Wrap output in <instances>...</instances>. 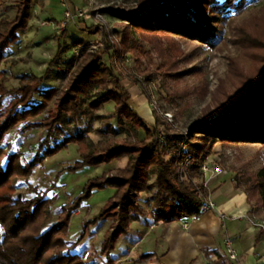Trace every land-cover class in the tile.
<instances>
[{
  "label": "trees",
  "instance_id": "trees-1",
  "mask_svg": "<svg viewBox=\"0 0 264 264\" xmlns=\"http://www.w3.org/2000/svg\"><path fill=\"white\" fill-rule=\"evenodd\" d=\"M7 1L0 0V3ZM40 1L43 0H16L18 17L1 19L0 64L6 57V50L18 41L19 32L28 28L33 6ZM249 1L139 0L136 9L115 13L127 23L120 33L121 48H116L114 54L124 59L130 52L137 53L140 45L135 34H139L143 41L157 45L166 58L167 72H171L168 76L174 79L181 75L173 69L183 55L174 38H195L216 46L224 37L226 25L244 10ZM161 36L176 46V50L169 52L163 47ZM235 36L241 54L232 59L227 78L223 80L222 97L216 100L218 113L205 117L190 130L191 136L201 134L203 142L188 143L186 153L191 158L182 183L177 178L176 160L179 158V143L185 137L166 134L165 139H161L160 121L150 125L130 107L131 95L121 85L114 67L104 65L102 54L91 51L87 42L74 43L78 46V54L72 56L65 68L69 79L61 90L55 86L42 89L43 77L35 74L31 78L24 74L18 87L8 88L1 83L0 264H114L112 252L118 238L128 233L131 223L147 212L139 203L143 192L151 193L147 204L156 222L201 215L203 200L195 184L203 187L205 175L201 166L213 153L216 140L225 146L237 141H256L264 147V5L258 14L236 29ZM67 48L58 47L47 70L61 60ZM75 61L77 65L73 69ZM249 61L252 68L247 67ZM227 83H232L235 90L227 91ZM7 96L11 98L5 104ZM112 101V116L95 113ZM115 116L126 121L124 137L116 138L121 131L113 125ZM93 120H101V125L94 128ZM37 128H42L44 134L38 139L36 151L29 160H23L20 150L7 151L5 138L11 131L17 129L27 133ZM140 130L145 133L143 138L138 137ZM94 131L106 140L91 145L89 137ZM70 144L78 145L81 158L68 167L72 170L123 157H127L128 162L125 167L117 169L115 175L104 174L89 180L67 210L68 214L60 216L64 220L49 224L53 199L43 191L28 198L18 194L17 181L28 178L47 157ZM233 183L247 194L252 210L264 209V165L253 172L236 173ZM105 186H112L116 191L85 226L88 228L90 223L99 220H113L100 249V256L105 258L96 263L75 252L85 238L86 229L72 243L64 236L71 211L80 205V200L89 197L93 188ZM63 210L65 212L66 208ZM259 234L264 236V230L260 229Z\"/></svg>",
  "mask_w": 264,
  "mask_h": 264
},
{
  "label": "rangeland",
  "instance_id": "rangeland-1",
  "mask_svg": "<svg viewBox=\"0 0 264 264\" xmlns=\"http://www.w3.org/2000/svg\"><path fill=\"white\" fill-rule=\"evenodd\" d=\"M70 3L73 7L85 9L91 16L75 22L70 21L64 28L60 27L64 20L65 10L62 0H43L40 4H34L28 28L19 32L18 41L6 50V57L0 64V84L4 83L8 88L18 87L24 74H27L28 78L35 74L43 77L42 89L55 86L61 90L69 79L65 68L72 56L75 53L78 54V46L74 43L87 42L91 51L101 53V59L103 57L106 59L105 63L101 60L104 65L114 67L115 73L120 77L121 85L126 92L130 93L134 105L145 99L153 119L151 120L149 115L146 118L143 117L144 113L149 112L147 107L143 109L137 107L136 112L150 125H155L156 120L160 121V138L164 140L166 134L182 135L188 146L190 141L203 142L201 134L191 136L190 130L196 124L201 123L205 117L218 113L219 103L216 100L222 97L220 89L223 86V80L227 78L232 59L241 54L240 44L235 36L236 29L248 22L254 14H258L259 9L264 5V0H250L244 10L226 25L222 43L216 46L206 44L199 39L176 36L174 41L180 45L179 49L183 55L180 54L181 61L175 68V65L171 66V69L174 68L173 70L181 73L174 79L169 78L168 75L171 72L170 70L167 72L166 58L159 52L157 45L148 40L143 41L139 34H135L138 45H140L137 53L126 54L130 60H126L124 65H114L112 49L121 48L120 33L127 23L115 13L136 9L139 0H70ZM96 13H99L107 22L108 26L103 32L98 28L101 24L95 25L97 21L92 15ZM18 14L16 0L0 3V21L3 18L14 20ZM110 33L111 36H109ZM114 35L119 42L115 41ZM159 39L169 52L176 50V46L171 45L164 36ZM60 45L68 48L61 60L47 70L49 61L55 56ZM76 65L77 61L72 68L74 69ZM247 67L252 68V62H247ZM140 78L147 84L154 82L153 93L159 102V113L154 111L149 103L150 86L142 84ZM226 90L232 92L235 87L232 83H227ZM10 98V96L6 97L5 104ZM36 98H39L37 94ZM113 108L114 102L112 101L106 103L95 113L110 117ZM166 112L173 115V122H169L164 117L163 113ZM101 122V120H93L92 125L97 128ZM112 122L121 131L116 138L124 137L125 119L115 116ZM43 134L42 128L27 133L15 129L5 138L6 149L7 151L20 150L23 160L27 161L34 155L37 141ZM144 136L145 133L140 130L138 137L143 138ZM104 140L106 137L96 131L89 137L91 145ZM79 159L81 158L78 145L70 144L67 148L47 157L28 178L19 179L16 193L28 198L36 192H46L47 196L53 199L50 205L51 219L49 222L53 224L64 220L60 216L68 214L67 210L79 197L89 180L102 177L104 174L115 175L116 170L125 167L128 162V158L123 157L99 165H85L75 170L68 168ZM206 162L218 163L223 172L232 176L236 173L253 172L264 165V147L256 141H237L225 146L220 140H216L213 153L206 159ZM115 190L112 186L95 187L90 196L81 199L80 205L71 211L64 239L69 243L75 242L81 237L83 230L87 231L75 252L82 253L86 247L90 248L93 253L99 251L98 255H100L105 234L110 229L113 220L110 218L99 220L97 223H90L88 228L85 226L88 220L102 210ZM147 195H150V192L143 193V198ZM211 195L212 192L210 197ZM253 212V215L248 216L264 221V209H254ZM245 220L251 223L247 216ZM114 251L115 249L112 256L115 254Z\"/></svg>",
  "mask_w": 264,
  "mask_h": 264
},
{
  "label": "crops",
  "instance_id": "crops-1",
  "mask_svg": "<svg viewBox=\"0 0 264 264\" xmlns=\"http://www.w3.org/2000/svg\"><path fill=\"white\" fill-rule=\"evenodd\" d=\"M132 100L133 110L147 107L149 112L143 117L149 115L153 119L145 99L137 105ZM233 178L227 172L212 178L204 176L215 210L172 222H156L147 204L150 195L143 198V193L148 192L141 193L139 203H144L147 212L118 238L114 264H235L227 252V239L231 240L240 262L264 264V236L259 234V226L245 220L254 212L247 194L235 187ZM98 252L85 247L82 256L100 263L104 258Z\"/></svg>",
  "mask_w": 264,
  "mask_h": 264
},
{
  "label": "built area",
  "instance_id": "built-area-1",
  "mask_svg": "<svg viewBox=\"0 0 264 264\" xmlns=\"http://www.w3.org/2000/svg\"><path fill=\"white\" fill-rule=\"evenodd\" d=\"M62 2H63V6H64L65 10H64V20L60 24V27L64 28L66 26V24L70 21L75 22L76 20H81L87 16H91L90 14H87L85 9L73 7L70 3V0H62ZM92 16L97 21V23L95 25L101 24V26H99V25H97V26H99L98 28L103 32L105 30V27L108 26L107 22L104 21V19L101 17V15L99 13H96ZM47 23L49 24V22H47ZM109 36H111V33L109 34ZM114 39H115V41L119 42L118 39L116 38V36L114 37ZM110 50H108V51H110ZM112 50L114 52V48ZM101 60L103 63L106 62V59L104 57ZM126 60H130V58L127 57V55L125 56L124 59L119 58L115 54L113 56L114 65H117V66L119 64L124 65ZM139 80L141 81L142 84L145 83L146 86H148V87L150 86L149 88H151V89L148 92L149 103H150L152 109L159 113L160 112L159 111L160 110L159 102L156 98V95L153 93L154 82H149L147 84L146 82H143L142 78H140ZM163 114H164V117L167 118V120L169 122H173V115L170 112L169 113L166 112ZM187 149H188L187 142L184 140L181 141L179 151H178L179 158L176 160L177 178H178V181L180 183L184 182L186 179L187 165H188V162L191 158V155L186 153ZM201 170L204 173V175L205 176L207 175L209 178L218 176V175L223 173L222 167L218 163H208L206 161L202 164ZM195 185L197 186L198 193L203 200V204L201 207V214L215 210V203L213 202V200L210 197L209 192L207 191L208 181L207 180L203 181V187H201L198 184H195ZM248 218L251 221V223H253L256 226H259L261 229L264 230V221H261V220L257 219L256 217H250L249 216ZM185 226H186V224H185ZM226 247H227V252H228L230 259L235 261V264H246V263H242L239 261L236 250L233 248L232 242L230 239L226 240Z\"/></svg>",
  "mask_w": 264,
  "mask_h": 264
}]
</instances>
